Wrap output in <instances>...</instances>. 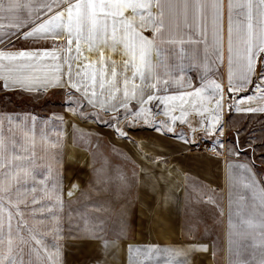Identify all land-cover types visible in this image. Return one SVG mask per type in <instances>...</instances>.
<instances>
[{
    "label": "snow or ice",
    "instance_id": "obj_1",
    "mask_svg": "<svg viewBox=\"0 0 264 264\" xmlns=\"http://www.w3.org/2000/svg\"><path fill=\"white\" fill-rule=\"evenodd\" d=\"M225 20L226 84L223 79H209L212 66L225 59ZM109 41L113 50L122 44L129 57L120 72L113 61L110 74L103 51ZM164 46L177 49L179 60L184 59L186 47L190 50L199 86L194 87L187 77L178 74L182 65L160 60ZM85 52H98L99 59L91 60ZM173 86L178 94H159L172 91ZM0 91L5 93L0 97L4 103L12 102L8 92L33 104L49 94L52 98L63 97L71 118L66 121L61 113H53V117L61 125L67 123V135L81 147L90 144L84 132L77 140L75 133L81 124L97 125V131H102L100 125H104L111 129L107 135L126 140L129 129L142 120L158 137L176 140L172 147L181 157L185 145L198 146L197 129L189 125L193 134L190 138L187 133L177 132L175 125L177 121L188 123L184 105L189 98H198L196 114L204 134L201 139L211 144V158L224 157L229 187L238 176L244 178V188L252 192L254 202L252 218L244 223L260 232V257L243 260L240 246L234 247L231 238L234 225L230 196L228 264H264V179L259 178L256 159L249 158L244 150L247 144L253 157L259 152L256 158L264 165V135L241 140L238 129L235 142L226 144L223 139L225 105L229 112L264 113V104L251 106L254 101H264V0H0ZM154 100L165 105L163 114L168 120L155 121L148 107ZM175 102H179V116L169 111V105ZM89 107L95 111H87ZM109 112L113 115L105 119ZM122 121L127 122L122 125ZM8 122L12 123L11 117ZM63 136L57 133L51 147H62ZM241 154L243 161L232 159ZM59 156H49L46 172H39L29 157L9 156L0 141V264H68L67 248L90 244H96L98 252L107 255L129 231L126 209L111 228L85 219L83 225H69L65 230L63 153ZM198 159L194 157L189 165ZM74 181V176L68 180L69 200L79 190ZM193 191L196 195L186 193V200L215 204L212 196L203 200L198 186ZM193 215H199L196 208ZM143 226L151 230V217ZM188 235L190 238L180 249H166L184 257L173 264H204L209 253L210 264H215L218 245L207 223L203 232L194 226L188 229ZM49 236L51 244L45 241ZM133 252L138 255L140 249L129 246V253ZM130 261L138 264L131 255ZM95 264L107 261L97 259Z\"/></svg>",
    "mask_w": 264,
    "mask_h": 264
},
{
    "label": "crops",
    "instance_id": "obj_2",
    "mask_svg": "<svg viewBox=\"0 0 264 264\" xmlns=\"http://www.w3.org/2000/svg\"><path fill=\"white\" fill-rule=\"evenodd\" d=\"M149 35L150 33H145ZM211 39V37H209ZM109 44L105 45L103 51L105 53L106 68L110 74L113 61L116 64L117 71L123 69V61L129 59L125 55L122 44L116 46L115 50ZM225 59L222 63H217L212 66V72L209 79H216L217 81L223 79L225 84L227 80V38H226V20H225V39H224ZM189 49L185 48V56L183 60L177 58V49L172 46H164L160 53V60L169 65H182V71L178 74L187 77L193 83V86L200 85V77L197 75V68L193 66L190 57ZM91 60H98L99 53L88 54ZM202 55V53H201ZM153 60L156 59L153 53ZM87 62V61H86ZM177 73H174V75ZM131 75V72L128 73ZM99 79V78H98ZM137 83L139 79L137 78ZM121 87L123 85L121 84ZM183 90V89H181ZM97 91L99 92V84L97 83ZM122 94V93H121ZM160 95L178 94L176 87L173 86L172 91L168 93L161 92ZM251 94V93H250ZM146 98V97H145ZM156 103V112H154L158 122L168 120L163 113L165 105L159 101ZM263 104V101L252 102V107H257ZM200 106L198 98H189L188 103L184 105L186 109L185 119L187 124H180L176 122V131L184 132L192 137V132L189 128L191 125L197 129L195 139L198 146H184L185 155L179 156L174 148L176 140H164L158 137L156 133L152 132L148 127H139L131 132L129 136L131 139L122 140L116 136L107 135L111 129L104 127L102 132L105 140L110 142L113 146H120L126 150L129 157L132 158L136 164V186H135V225L143 226L145 221H149L151 217L152 227H157L151 234H164L167 237L166 241H171L174 250H178L185 243L188 235V229L194 226L203 232L204 223L206 222L212 234V239L217 242L218 250L215 257V264H228V248H229V200H232V240L235 246H240L243 253V260H250L255 256L259 258L262 252L260 232L259 229L249 228L244 221L252 218L253 199L252 192L244 188V178L238 176L234 185L229 187L225 178V162L224 157L218 160L211 158L213 153L206 152L202 149L203 145L211 146L208 140H202L204 135L201 130L200 116L196 114ZM175 107V111H171ZM158 110V112H157ZM169 111L172 115L179 116L180 108L179 102L169 105ZM110 113V112H109ZM249 115L253 113H236L235 110L231 112V118H238V115ZM261 114V113H260ZM8 117L12 118V123L9 124ZM35 117V121L31 119ZM162 118V120H158ZM230 121V118H229ZM170 122V121H169ZM231 124V126H229ZM229 127L233 130L234 139L230 138L229 130L226 124L224 129V141L226 144H231L236 141V132L240 128L238 125L230 122ZM238 126V127H237ZM236 128V129H235ZM235 130V131H234ZM70 131L67 123L59 124L53 117H38L27 112H0V141H3L6 153L11 155H20L32 157L30 160L37 161L42 157H49L52 154L64 153V157H68L70 146L76 150H84L86 156L89 148L86 146H79L78 142L73 143L70 136L67 135ZM77 131V130H76ZM57 133H63L62 147L52 148L51 145L57 140ZM76 134V133H75ZM77 137V136H76ZM251 137V136H250ZM78 140V139H77ZM119 141H122L119 143ZM248 152L249 158L256 159L258 168L259 160L252 157V152L249 151L248 145L244 147ZM85 156V157H86ZM168 158L165 161V158ZM194 157L199 158L191 166L189 161ZM235 160L243 161L244 155L233 157ZM260 170V169H259ZM260 179H264V171L260 170ZM198 186L202 193L203 200H207L212 196L215 204H196L194 200H186V193L195 196L193 187ZM157 201L160 202V207L157 208ZM258 204V200L256 201ZM193 208H196L199 215H193ZM222 213V214H221ZM239 213V214H238ZM159 240V239H158ZM161 240V238H160ZM119 255V254H118ZM181 260L184 259L180 256ZM212 256L209 253L204 260V264H210Z\"/></svg>",
    "mask_w": 264,
    "mask_h": 264
},
{
    "label": "rangeland",
    "instance_id": "obj_3",
    "mask_svg": "<svg viewBox=\"0 0 264 264\" xmlns=\"http://www.w3.org/2000/svg\"><path fill=\"white\" fill-rule=\"evenodd\" d=\"M4 96L5 93L0 91V97ZM7 97L11 98L12 102H0V112H27L38 117H48L53 115V113H61L65 114L66 121L71 118L67 114L63 97L52 98L49 94L35 104L25 103V98L14 95L12 92H8ZM154 103H156L155 100L148 105L152 113L156 112V104ZM86 110L95 111L91 107ZM112 115L113 113H108L105 119L110 118ZM223 117L227 121V126L232 122L240 127L241 140L250 136L260 138L264 135V113L246 116L243 114L238 115V118L232 119L231 112L225 105ZM158 120H162V118ZM155 121L157 120L155 119ZM126 122L122 121V125ZM229 126V130L226 129L225 131H228L230 138L233 140L235 135ZM104 127V125H100L102 132ZM139 127L147 126L143 124L142 120L139 121L135 128L129 129L128 139H131L129 132ZM81 132H84L90 139V144L85 143L83 145L90 150L87 156L82 149H75L76 154L71 162H69L68 157H64V153L62 156L64 169L63 224L65 230H67L69 225L73 228H76L77 225H83L85 219L94 223L102 222L106 228H111L117 222L119 214L126 209L129 231L125 234L119 246L115 249H109L107 255H102L98 252L96 244H90L83 248H67L66 259L68 264H95L97 259L106 260L107 264H131L130 255L138 264H173V261L181 260L180 256H175L173 252L166 251V249L174 250L172 247L174 243L164 240L167 237L166 235L151 234V231H154L157 227H151V230H147L144 226L135 225V172L137 167L132 158L128 156L126 150L120 146H113L106 141L104 134L101 131H97V125L81 124L76 131L78 141ZM121 142L119 141V143ZM205 146L207 145H203L202 149ZM258 156L259 152L256 153V157ZM42 158L44 160L40 158L37 161H31L37 166L39 172H46L45 166L48 162V157ZM258 169L264 171V165L258 163ZM55 170L54 167V173ZM73 176L75 177L74 182L79 186V190L69 200L67 196L68 180ZM45 241L49 244L52 243L50 236L45 237ZM129 246L133 249L139 248L140 253L138 255L135 252L130 254Z\"/></svg>",
    "mask_w": 264,
    "mask_h": 264
},
{
    "label": "bare ground",
    "instance_id": "obj_4",
    "mask_svg": "<svg viewBox=\"0 0 264 264\" xmlns=\"http://www.w3.org/2000/svg\"><path fill=\"white\" fill-rule=\"evenodd\" d=\"M68 154H69L68 155V160H69V162H71L74 159L73 156L76 154L75 153V148L72 147V146H70V149H69V153Z\"/></svg>",
    "mask_w": 264,
    "mask_h": 264
},
{
    "label": "built area",
    "instance_id": "obj_5",
    "mask_svg": "<svg viewBox=\"0 0 264 264\" xmlns=\"http://www.w3.org/2000/svg\"><path fill=\"white\" fill-rule=\"evenodd\" d=\"M206 152H210V153H212L211 151H210V149H211V146H205L204 148H203Z\"/></svg>",
    "mask_w": 264,
    "mask_h": 264
}]
</instances>
